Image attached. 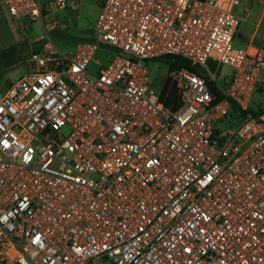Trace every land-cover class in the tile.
Instances as JSON below:
<instances>
[{
  "label": "built area",
  "instance_id": "2783aa9c",
  "mask_svg": "<svg viewBox=\"0 0 264 264\" xmlns=\"http://www.w3.org/2000/svg\"><path fill=\"white\" fill-rule=\"evenodd\" d=\"M98 4L89 39L36 40L0 90V264H264V48L234 45L241 0ZM0 5L46 32L77 8ZM168 55L193 67L176 109L146 66Z\"/></svg>",
  "mask_w": 264,
  "mask_h": 264
},
{
  "label": "rangeland",
  "instance_id": "374dc122",
  "mask_svg": "<svg viewBox=\"0 0 264 264\" xmlns=\"http://www.w3.org/2000/svg\"><path fill=\"white\" fill-rule=\"evenodd\" d=\"M77 8L69 5L66 9L57 10L53 13V18L58 21V28L46 32L41 19L30 22L24 18L19 21L11 16L8 10L0 5V50L17 43V54L12 64L4 68V76L0 80V90H4L13 81H16L25 71V59L30 53L32 41L40 36L51 39L53 44L61 51H71L76 49L77 45L90 38L94 34V25L99 12L98 0H75ZM50 19H47L49 21ZM241 28V27H240ZM41 42H45L44 39ZM264 47V41L260 42ZM30 44V45H29ZM39 43H32L31 47ZM235 46L243 45L238 39L234 40ZM109 55H114V48H110ZM96 59L105 62L101 52H97ZM148 70L149 85L159 92L165 78L168 75V67L165 63L158 60L146 61ZM98 65L94 62L89 65V70L95 72ZM233 69L230 66L223 65L221 72L229 77ZM252 109L254 111H264V66L261 68L259 89L256 90Z\"/></svg>",
  "mask_w": 264,
  "mask_h": 264
},
{
  "label": "trees",
  "instance_id": "16d2710c",
  "mask_svg": "<svg viewBox=\"0 0 264 264\" xmlns=\"http://www.w3.org/2000/svg\"><path fill=\"white\" fill-rule=\"evenodd\" d=\"M89 39V38H88ZM17 43H13L0 50V80L4 76V68L14 61V56L17 54ZM165 63L168 67V75L165 78L163 85L159 91L160 99L164 102L166 107L176 109L180 105V99L177 92L175 82L172 79V73L181 67L191 68L187 59L180 56H164L156 59Z\"/></svg>",
  "mask_w": 264,
  "mask_h": 264
},
{
  "label": "crops",
  "instance_id": "0c3cea01",
  "mask_svg": "<svg viewBox=\"0 0 264 264\" xmlns=\"http://www.w3.org/2000/svg\"><path fill=\"white\" fill-rule=\"evenodd\" d=\"M237 12L241 16L237 28L238 41L243 44L251 42L263 47L260 42L264 41V0H241ZM38 39H42V36L34 39L32 43Z\"/></svg>",
  "mask_w": 264,
  "mask_h": 264
}]
</instances>
